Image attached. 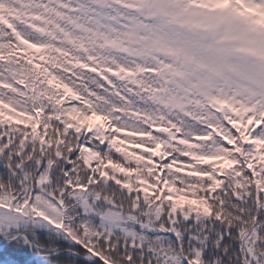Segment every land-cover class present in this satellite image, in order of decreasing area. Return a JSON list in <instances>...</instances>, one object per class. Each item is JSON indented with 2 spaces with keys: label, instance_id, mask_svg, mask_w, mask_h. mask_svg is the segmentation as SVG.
Masks as SVG:
<instances>
[{
  "label": "snow or ice",
  "instance_id": "6c2138e0",
  "mask_svg": "<svg viewBox=\"0 0 264 264\" xmlns=\"http://www.w3.org/2000/svg\"><path fill=\"white\" fill-rule=\"evenodd\" d=\"M0 264H264V0H0Z\"/></svg>",
  "mask_w": 264,
  "mask_h": 264
}]
</instances>
